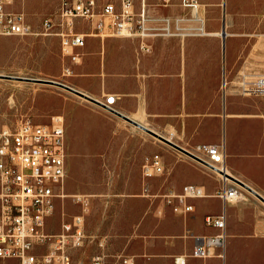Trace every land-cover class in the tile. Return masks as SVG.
Wrapping results in <instances>:
<instances>
[{
  "label": "crops",
  "instance_id": "obj_1",
  "mask_svg": "<svg viewBox=\"0 0 264 264\" xmlns=\"http://www.w3.org/2000/svg\"><path fill=\"white\" fill-rule=\"evenodd\" d=\"M197 2L195 10L182 0H146L148 25H167L172 33L167 36L100 37L82 22L78 31L87 35L76 49L78 61L64 59L71 73L62 83L98 102L106 95L115 96L113 112L82 97L88 103L67 104L63 111L65 134L68 128L73 132L75 126L86 125L94 134L90 139L103 140L101 145L95 142L88 154L102 156V169L112 180L101 192L77 190L76 194L89 197L85 233L105 239L104 264H174L176 257H183L186 264H222L213 256L218 250H210L206 259L191 256L197 238L217 233L206 225L205 217L223 211L222 200L215 196L221 177L165 147L118 113L182 148L223 144L228 173L264 197L262 101L240 93L241 76L230 68L234 56L247 55V41L236 37L238 28L228 32L224 18L220 23L207 18V5L217 0ZM238 3L245 7L253 1ZM140 9L135 0L136 12ZM154 153L162 157L165 173L143 179L141 166ZM128 171L136 173L129 184L123 180ZM188 184L204 193L187 199L189 212L159 196L180 193ZM144 187L151 196L143 194ZM238 190L241 198L225 204L224 263L264 264V202L243 186Z\"/></svg>",
  "mask_w": 264,
  "mask_h": 264
},
{
  "label": "built area",
  "instance_id": "obj_2",
  "mask_svg": "<svg viewBox=\"0 0 264 264\" xmlns=\"http://www.w3.org/2000/svg\"><path fill=\"white\" fill-rule=\"evenodd\" d=\"M14 0H0V35H29L32 25L23 11L10 10ZM141 9L136 12L135 0H60L55 21L42 22L43 34L59 38L64 59L77 62L76 52L85 43L86 33L78 31L82 22H88L94 34L100 37H155L171 35L165 25L154 28L148 25L145 14L146 0H138ZM163 3L166 0H161ZM182 4L198 9L197 0H182ZM142 48L146 49L145 45ZM64 75L71 73L63 65ZM238 89L243 95L258 96L262 101L264 115V75H241ZM114 95H106L103 102L107 111L113 112ZM188 154L206 163L208 169L217 173L222 180L215 196L223 202V211L218 215H207L205 223L217 230L210 236L197 238L191 256L206 259L210 250H218L213 256L225 259L226 214L225 204L241 198L236 182L227 175L225 148L223 144H197L183 148ZM183 155L193 159L184 152ZM198 162V161H196ZM199 163V162H198ZM203 165V164H202ZM165 165L158 153L148 156L141 166L143 179L162 175ZM66 174V151L64 120L54 116L49 124H36L21 120L15 128L0 129V264H73L70 250L83 247L86 240L85 216L89 212V197L73 195L80 212L63 217L60 229L55 234L47 231V221L56 208V200L66 195L63 183ZM143 194L151 196L146 187ZM204 195L202 189L193 184L185 185L180 193H162L167 204L183 207L184 212L192 210L187 199ZM99 252L89 264H104L102 252L105 239L97 240ZM78 264H83L82 262ZM174 264H186L183 257H176ZM210 264V263H205Z\"/></svg>",
  "mask_w": 264,
  "mask_h": 264
},
{
  "label": "rangeland",
  "instance_id": "obj_3",
  "mask_svg": "<svg viewBox=\"0 0 264 264\" xmlns=\"http://www.w3.org/2000/svg\"><path fill=\"white\" fill-rule=\"evenodd\" d=\"M252 1V4L244 7L238 0H225L223 8V0H217L216 4L206 7L209 20L215 19L220 23L224 18L228 32L238 28L236 37L247 41V55L238 53L230 63V68L237 70L240 76L264 75V0ZM59 3L60 0H14L8 7L25 13L33 33L21 36L0 35V129L15 128L25 119L45 125L57 115L65 121V105L88 103L57 86L3 77L22 76L63 81L64 58L59 38L53 34H43L42 27L45 19L55 21ZM244 25L247 27L244 28ZM65 131L66 174L63 193L66 196L56 200L55 212L47 221L50 234L59 231L63 217H70L80 210L73 198L77 190L101 192L105 184L112 180L102 169V156L88 154L93 150L95 142L101 145L103 140L90 139L94 134L90 133L86 125L75 126L73 132L69 128ZM124 175L123 180L128 184L136 179L135 172L128 171ZM114 179L117 181L118 177ZM96 243L97 238L88 236L83 247L70 250L73 264H89L91 257L99 251Z\"/></svg>",
  "mask_w": 264,
  "mask_h": 264
},
{
  "label": "water",
  "instance_id": "obj_4",
  "mask_svg": "<svg viewBox=\"0 0 264 264\" xmlns=\"http://www.w3.org/2000/svg\"><path fill=\"white\" fill-rule=\"evenodd\" d=\"M225 6V0H223V8ZM225 25V24H224ZM223 37H225L226 33L225 30H223L222 33ZM2 76V75H1ZM3 77H7V78H12V79H18V80H22V81H29V82H38V83H42V84H49V85H53V86H57L60 88H63L75 95H78L79 97H82L88 101H91L93 103H96L98 105H100L102 108L107 109L105 106H103L102 104H100L98 101L92 99L91 97H89L88 95L77 91L76 89L62 83L59 81H55V80H50V79H41V78H32V77H22V76H6L3 75ZM122 118H124L126 121L130 122L131 124L135 125L136 127L142 129L143 131L147 132L148 134H150L151 136L155 137L156 139H158L159 141L173 147L174 149L184 152L187 155H189L190 157L194 158L196 161H198L199 163L209 167L206 163H204L203 161L197 159L196 157L191 156L190 154H188L182 147L176 145L174 142H172L171 140L165 138L164 136L152 131L151 129L145 127L144 125L138 123L137 121H134L124 115H121L120 113H118ZM211 168V167H209ZM228 178H230L232 181L236 182L237 184H239L240 186H243L245 189H247L248 191H250L251 193H253L256 197H258L262 202H264V197L260 196L258 193H256L253 189H251L249 186H247L246 184H244L243 182H241L240 180L236 179L235 177L231 176V175H227Z\"/></svg>",
  "mask_w": 264,
  "mask_h": 264
},
{
  "label": "bare ground",
  "instance_id": "obj_5",
  "mask_svg": "<svg viewBox=\"0 0 264 264\" xmlns=\"http://www.w3.org/2000/svg\"><path fill=\"white\" fill-rule=\"evenodd\" d=\"M227 173H228V169H227ZM229 174V173H228Z\"/></svg>",
  "mask_w": 264,
  "mask_h": 264
}]
</instances>
